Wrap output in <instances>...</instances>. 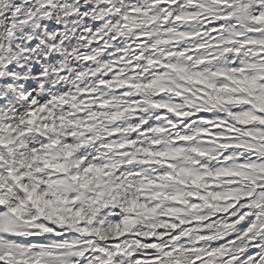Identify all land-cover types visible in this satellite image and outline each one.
Wrapping results in <instances>:
<instances>
[{
	"label": "snow or ice",
	"instance_id": "snow-or-ice-1",
	"mask_svg": "<svg viewBox=\"0 0 264 264\" xmlns=\"http://www.w3.org/2000/svg\"><path fill=\"white\" fill-rule=\"evenodd\" d=\"M0 264H264V0H0Z\"/></svg>",
	"mask_w": 264,
	"mask_h": 264
}]
</instances>
